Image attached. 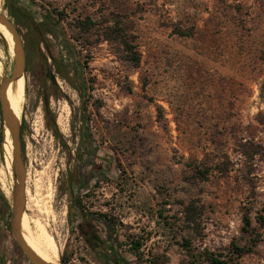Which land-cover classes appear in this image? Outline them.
Segmentation results:
<instances>
[{
    "label": "rangeland",
    "instance_id": "obj_1",
    "mask_svg": "<svg viewBox=\"0 0 264 264\" xmlns=\"http://www.w3.org/2000/svg\"><path fill=\"white\" fill-rule=\"evenodd\" d=\"M2 3L15 24V3L31 9L37 22L43 9L61 14V29L77 40H71L73 53L63 31L58 39L47 35L49 49L42 44L27 65L19 117L34 204L28 211L26 205V213L34 229L40 223L56 239L59 264H102L74 217L79 195L89 213L114 221L127 264H192L187 245L230 256L235 245L249 248L256 233L262 242L238 264H264V0ZM230 5L241 9L236 29L225 15ZM117 22L125 36L136 37L140 64L130 62L132 55L120 45ZM177 27H195L194 37H179ZM18 28L24 39L27 30ZM53 58L63 63L66 78ZM0 63L1 87L15 64L1 38ZM5 131L0 103V191L12 203L7 190L17 184L14 147L9 152ZM88 131L101 150L96 163L104 173L83 196ZM193 203L203 208L197 230L184 214ZM94 221L91 233L106 232V225ZM132 241L143 244L142 261ZM0 258L33 264L10 226L0 233Z\"/></svg>",
    "mask_w": 264,
    "mask_h": 264
},
{
    "label": "trees",
    "instance_id": "obj_2",
    "mask_svg": "<svg viewBox=\"0 0 264 264\" xmlns=\"http://www.w3.org/2000/svg\"><path fill=\"white\" fill-rule=\"evenodd\" d=\"M241 12V9L239 6L230 5L227 6V13L225 14L228 18V22L231 25V28H239V22L237 19V14ZM11 15L16 19V25L18 27H24L27 30V33L24 36L25 39V49L27 53V65L28 67L32 66L34 58L36 53L38 51L42 52V44H45L46 48L49 49V40L47 38V35L50 34L51 36L55 37L56 39L59 38V33L61 31L64 32V29H61V22L57 19V16H60L61 14L55 15L54 12H51L49 10L43 9L42 12V19L40 22H37L34 15L32 14L31 9L24 7L23 5H19L18 3H15L11 8ZM62 16V15H61ZM87 30L92 29V22L89 20L87 23ZM78 27H74L73 30H77ZM115 32L120 37V45L123 47L124 52H126L129 55H132L130 58V62L138 65L141 62V55L138 52L137 45L135 44L136 37H133L132 35L127 37L124 35V28L121 27V23L117 22L115 25ZM195 27H192L190 29H185L182 27H177L175 30V33L182 38H191L195 35ZM21 32V30L19 29ZM10 33V32H9ZM22 33V32H21ZM11 34V33H10ZM12 35V34H11ZM65 35V42L67 48H69L73 53L75 52V45L72 43L73 40L77 41L74 37L68 36L64 32ZM43 54V53H42ZM56 64V70L57 73L61 76L65 77V67L63 63L58 62L56 58H53ZM48 63L47 58H45V64ZM82 72L83 68L81 66L77 69V74L80 82V86L83 87L82 82ZM88 121L85 122L84 129L89 130L88 127ZM0 139L2 141L3 139V133H0ZM83 140L86 142L85 144L88 145L86 149L83 151V155L81 158V164L82 166H85L87 164L95 165L97 159L100 157L101 150L96 145L95 141L92 138V135L90 134V131L86 132L85 136H83ZM110 161V157H108ZM111 162V161H110ZM0 201H2L5 209L3 211V214H6V209L9 207L8 200L2 195L0 191ZM75 214L74 217L76 220H78V228L80 226V223L83 221L87 222L91 225V228L93 229V223L92 218H97L100 222H105L108 225H110L111 228L115 229L114 221L109 219L108 215H98L89 213L85 207L82 206V201L80 200V195L76 196L75 201ZM0 214H2L0 210ZM185 218L187 220V223L193 224L195 227V230L200 226V220L203 216V208L197 206L195 203L190 204L185 207L184 210ZM87 220V221H86ZM246 224L250 228L251 222L249 219H246ZM260 224L264 226V218L261 219ZM3 227L0 224V233H2ZM115 232V231H114ZM100 240L98 238H95L94 244L99 245ZM262 242V235L259 233L253 234L250 237L249 242V248H241L234 246V249L232 251V254L230 256H223L219 253H216L215 251H212L209 248L205 249H195L191 248V246L187 245L189 256L191 258L192 264H238L239 260L247 253H251L254 248H256L260 243ZM134 251L136 252V258L138 261H142V255L138 254V251L142 247V243L140 241H132ZM107 260V259H106ZM64 261V259H63ZM109 261V260H107ZM106 261V262H107ZM0 264H6V261L3 258H0Z\"/></svg>",
    "mask_w": 264,
    "mask_h": 264
},
{
    "label": "water",
    "instance_id": "obj_3",
    "mask_svg": "<svg viewBox=\"0 0 264 264\" xmlns=\"http://www.w3.org/2000/svg\"><path fill=\"white\" fill-rule=\"evenodd\" d=\"M0 23L12 34L15 47L14 69L10 78L3 80L0 87V103L2 109V117L6 128H8L13 140L14 153V170L16 177V188L12 201V235L24 255L33 264H50L41 259L25 242L22 236V219L26 212L27 205V168L24 162L21 146V123L11 110V106L6 98L7 87L10 83L16 82L24 77L27 68V53L25 42L19 28L15 22L7 15L0 13ZM2 41L5 42L3 35H0Z\"/></svg>",
    "mask_w": 264,
    "mask_h": 264
},
{
    "label": "bare ground",
    "instance_id": "obj_4",
    "mask_svg": "<svg viewBox=\"0 0 264 264\" xmlns=\"http://www.w3.org/2000/svg\"><path fill=\"white\" fill-rule=\"evenodd\" d=\"M2 1L3 0H0V13L3 14L4 9H3ZM0 35H3V37L5 38V43L7 44L11 57H14L15 43L13 36L1 23H0ZM25 85H26V79L25 77H22L20 80L10 83L7 87L6 98L17 120H19L21 109L25 101ZM5 136H6V142L8 144V150L9 152H12V148H13L12 135L8 128H6ZM9 166L13 170L11 159L9 161ZM28 176L29 175H27V181H28ZM0 181L5 183V173L3 171H0ZM28 193H29V189L27 186V199H28L27 211L33 208L34 206V204L29 198L31 197V195H29ZM7 194L9 197L11 196L13 201L14 191L12 192L11 190H7ZM36 226H37L36 229H34V227L31 224L29 215L25 212L22 219V236L25 242L44 261L50 264H59L61 250L56 239L51 235L48 229L44 227L42 224L36 223Z\"/></svg>",
    "mask_w": 264,
    "mask_h": 264
},
{
    "label": "flooded vegetation",
    "instance_id": "obj_5",
    "mask_svg": "<svg viewBox=\"0 0 264 264\" xmlns=\"http://www.w3.org/2000/svg\"><path fill=\"white\" fill-rule=\"evenodd\" d=\"M83 167L85 170H83L82 175L80 177L79 188L80 193L84 196L90 194L91 190L96 187L99 178L103 177L102 174L104 173V168L99 167L97 163L95 165L87 164ZM4 209L5 207L2 201H0V210L2 212V214H0V224L3 227V230L7 229L9 226L11 228L12 203L9 202V207L6 209V214H3ZM94 219L95 218H92V223H94ZM102 223L107 227L106 232L103 233H91V225L83 220L80 223L79 229L81 231H86V234L83 235L87 239H89V243L93 246V249L99 259V262H101L102 264H127L126 259L120 254L119 244L115 240L116 233L113 231V228H111L110 225L105 222ZM95 238H98L100 240V242L98 241L100 243L99 245L94 244ZM106 259L109 261H107Z\"/></svg>",
    "mask_w": 264,
    "mask_h": 264
},
{
    "label": "crops",
    "instance_id": "obj_6",
    "mask_svg": "<svg viewBox=\"0 0 264 264\" xmlns=\"http://www.w3.org/2000/svg\"><path fill=\"white\" fill-rule=\"evenodd\" d=\"M95 222V221H94ZM100 222V221H99ZM101 223V222H100Z\"/></svg>",
    "mask_w": 264,
    "mask_h": 264
}]
</instances>
